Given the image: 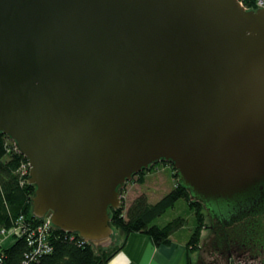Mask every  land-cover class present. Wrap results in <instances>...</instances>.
I'll use <instances>...</instances> for the list:
<instances>
[{"label": "water", "instance_id": "water-1", "mask_svg": "<svg viewBox=\"0 0 264 264\" xmlns=\"http://www.w3.org/2000/svg\"><path fill=\"white\" fill-rule=\"evenodd\" d=\"M0 134L28 162L33 216L95 248L159 162L211 219L239 220L264 205V7L0 0ZM213 239L195 264H228Z\"/></svg>", "mask_w": 264, "mask_h": 264}, {"label": "trees", "instance_id": "trees-1", "mask_svg": "<svg viewBox=\"0 0 264 264\" xmlns=\"http://www.w3.org/2000/svg\"><path fill=\"white\" fill-rule=\"evenodd\" d=\"M239 1L246 9L255 8V0ZM26 163L24 156L15 150L12 140L0 134V228L13 227L19 216L24 218V224L38 225L41 221L32 213L34 187L28 183V173L22 175L21 167ZM159 163L169 167L173 173L175 181L172 190L155 203H150L145 193L137 195L128 204L121 197L120 207L111 211L110 225L126 236L133 233L144 234L155 246L169 245L171 236L184 229L187 219L179 216L161 226L156 224V220L179 200H183L195 219V225L190 229L187 248L190 253L199 252L201 233L207 228L204 205L191 199L190 192L181 185L176 169L170 163ZM156 164L150 169L155 168ZM150 169L136 174L128 183L143 185L145 175ZM49 243L52 247L51 253L40 256L33 264H105L120 250L118 247L95 248L90 243H84L77 234L65 233L58 228L50 231ZM29 251L26 238L17 237L3 249L1 264H21Z\"/></svg>", "mask_w": 264, "mask_h": 264}, {"label": "crops", "instance_id": "crops-1", "mask_svg": "<svg viewBox=\"0 0 264 264\" xmlns=\"http://www.w3.org/2000/svg\"><path fill=\"white\" fill-rule=\"evenodd\" d=\"M155 167L150 169L145 175V183L150 180V177L154 174L165 170V166ZM153 183V181L151 182ZM144 193H136L137 195ZM147 197L149 195L145 193ZM149 200V199H148ZM111 226V225H110ZM113 231V237L108 247L103 248H120L105 264H192V255L187 248V238L176 237L179 230L171 236V243L169 245L155 246L151 239L144 235L133 233L125 235L121 230L111 226ZM12 243V240L6 239L5 247H8ZM102 248V247H98ZM198 253V252H197Z\"/></svg>", "mask_w": 264, "mask_h": 264}, {"label": "flooded vegetation", "instance_id": "flooded-vegetation-1", "mask_svg": "<svg viewBox=\"0 0 264 264\" xmlns=\"http://www.w3.org/2000/svg\"><path fill=\"white\" fill-rule=\"evenodd\" d=\"M210 221L214 249L217 254L224 255L228 263H233L234 257L239 259L247 255L253 261L264 264V205H257L239 220L230 223L220 224L217 219L211 218ZM221 248H225V251H221Z\"/></svg>", "mask_w": 264, "mask_h": 264}, {"label": "rangeland", "instance_id": "rangeland-1", "mask_svg": "<svg viewBox=\"0 0 264 264\" xmlns=\"http://www.w3.org/2000/svg\"><path fill=\"white\" fill-rule=\"evenodd\" d=\"M156 165L157 167L160 166V169H162L163 167L160 163ZM172 175L173 173L171 169L169 167H166L162 172L152 175L150 177V180L143 185H139L136 182L127 183L123 191L121 192V197L124 198L125 204H128L131 201V198L141 190V192L147 193L149 195L148 199L150 203H155L172 190L175 181ZM152 181L153 183H151ZM203 213L205 215V223L207 228L204 229L201 233V248L204 246V239H206L211 233V230H209L211 224L209 222L208 215L205 209H203ZM179 216L187 219V225L181 232H179V234H177L176 237L180 239L187 238L188 241L190 237V229H192L195 225V219L193 213L188 209L186 203L183 200H179L173 208L168 209L161 217L156 220V224L160 226L164 225L170 220ZM196 255L197 251L192 255V264H195V262L197 261ZM228 264H231V262Z\"/></svg>", "mask_w": 264, "mask_h": 264}, {"label": "built area", "instance_id": "built-area-1", "mask_svg": "<svg viewBox=\"0 0 264 264\" xmlns=\"http://www.w3.org/2000/svg\"><path fill=\"white\" fill-rule=\"evenodd\" d=\"M263 7L264 0H255L254 9H260ZM21 168L22 175L28 173L29 176L28 162ZM40 220L41 221L38 225H33L32 223L24 224V218L19 216L17 218V223L13 227L9 229L0 228V264L2 263V251L4 248H6L4 244L6 239H10L13 242L17 237L24 236L26 238L30 251L21 264H33L40 256L51 253L52 247L49 243V233L56 227L50 222L48 218H43ZM83 242L88 243L84 240Z\"/></svg>", "mask_w": 264, "mask_h": 264}]
</instances>
